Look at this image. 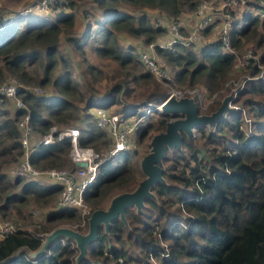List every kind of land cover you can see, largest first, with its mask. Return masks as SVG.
<instances>
[{"label":"trees","instance_id":"obj_1","mask_svg":"<svg viewBox=\"0 0 264 264\" xmlns=\"http://www.w3.org/2000/svg\"><path fill=\"white\" fill-rule=\"evenodd\" d=\"M78 1L82 0H53L51 9L62 6L74 9ZM95 1L98 14H85L87 18L93 16L95 32H92L90 19H86L85 31L81 35L69 34L67 39L75 50L81 52L83 39L84 43L88 38L97 41L93 45L95 52L122 66L147 52V44L162 31L153 26L152 19L162 15L170 21L176 20L182 11L195 10L199 2ZM243 1L239 2L243 8L236 12L230 29L231 45L241 49L250 41L255 47H261L264 43V15L260 16L257 10L264 11V0ZM54 14L49 24L33 20L20 25L25 18L18 17L0 27V83L6 73L15 75L23 83H31L28 66L43 56L44 75L38 82L51 83L55 89L51 94L21 91L25 107H15L9 97L0 96V158L12 156L14 150L21 158L23 148L17 119L24 112L30 115L32 137L37 135L41 138L51 126L65 124L72 119L73 110L77 108L70 99L73 95L95 116L98 106L111 111L110 106L123 102L129 81L144 78L146 92L140 103L125 104L127 111L136 112L138 107L156 102L158 93L163 91L159 82L150 86L148 79L152 73L148 68L141 76L128 78V74L117 80L96 100H93L94 95L86 98L67 70L51 78L59 59L70 65V59L60 49V34L62 30L73 31L75 11ZM209 29L207 26L201 30V40L191 44L176 42L171 49L158 48L157 51L176 82L187 81L193 85L202 78L208 90L213 92L231 77L235 55L224 50L217 37L205 40L203 36ZM120 31L143 36L144 39L136 48L129 46L126 50L118 40ZM166 38L165 35L163 39ZM249 67L250 78L234 102L240 103L252 115L248 120L250 129L247 130L248 123H244L243 110L233 108L214 127H197L203 143H194L183 133L180 149H166L163 160V164L167 163L163 168L166 182L154 186L156 198H147L140 211L134 206L128 207L125 210L128 225L117 218L107 231L100 226L98 240L87 248L86 263L120 264L119 259H122L140 264H264V77H257L260 69L255 63ZM89 68L92 69L91 66ZM161 81L165 83L167 79ZM219 104L220 101H215L207 112L217 109ZM11 107L12 114L9 112ZM168 117L170 115L158 112L153 123L137 127L135 134H140L142 128L153 129L154 132L163 130ZM78 129L81 145L98 148L109 143L108 139H102L107 135L96 122L86 123ZM31 141L34 145L33 138ZM69 148L67 138L49 144L40 142L34 146L29 159L35 167L41 160L45 165L48 162V166H58L57 163L66 159L63 157L69 153ZM1 168L0 163V212L4 213L9 206L20 211L15 202L24 204L29 196L47 203L59 192L56 184L43 185L36 179L21 183L22 194L12 192L24 176H10ZM140 173L131 151L124 150L109 157L100 166L95 182L84 193L91 212L104 199L132 190ZM78 221L75 208L56 207L45 214L42 221L34 223L32 229L18 227L7 236L0 237V264H75L76 248L67 239L65 242L55 239L36 257H31L28 252L40 248L45 233L62 223L75 224Z\"/></svg>","mask_w":264,"mask_h":264},{"label":"rangeland","instance_id":"obj_2","mask_svg":"<svg viewBox=\"0 0 264 264\" xmlns=\"http://www.w3.org/2000/svg\"><path fill=\"white\" fill-rule=\"evenodd\" d=\"M33 1L35 0H0V10L5 9L8 12H20L23 11L27 6H29ZM209 1V4L212 7V10L215 12L220 11L222 15L227 14L230 11H232V14L230 16L235 17L236 12L240 11L243 7L237 0H207ZM223 2H228L227 5L223 6ZM121 7H126L127 9L132 10L133 8L128 5H121ZM196 10V9H195ZM195 10L188 11L184 10L181 12V14L176 18L181 24V33L183 37H186L189 34V31L196 25L197 19L195 18ZM75 11L74 15V23L71 27L73 31L67 32L66 30H62L60 34V49L65 53V55L70 59V65H65L60 59L58 60V63L54 67V74L51 78H53L55 75L60 74L61 72L67 70L69 73L72 74L75 81L78 83L81 91L84 93L86 98L89 95H94L93 100L98 99L97 96H102L105 94L107 90L111 88V86L117 81L120 80L122 77L128 78L132 76H141L145 71L147 70L143 62L139 58H134L130 62L120 65L116 61L110 59V58H104L97 54L95 50L93 49V45L97 44V41H92V39L88 38V41L82 44L83 51L75 50L71 44L69 43L67 36L70 35H81L85 29H86V19H90L91 26H92V32H95L96 25L93 21V16L91 15L90 18H87L85 14L87 13H93V15L98 14V6L96 4L95 0H82L78 1L77 5L74 9L68 8V10L64 11L66 13ZM153 12V11H152ZM155 12V11H154ZM33 17H30V16ZM55 14L53 12H38V11H32L25 17V20H23L20 25H25V22L28 21H45L47 24H49L52 20L49 17H53ZM152 13V18H153ZM167 17L168 14H166ZM262 16V14H260ZM24 18V17H23ZM156 19V18H155ZM155 19H152L153 26L155 25ZM223 21V17L221 16L220 19H218V22ZM155 27V26H154ZM166 32L160 31L158 32L156 39L153 42H157L164 38ZM206 39H213L216 37V33H214L212 30H208L206 35L203 36ZM144 37L143 36H132L125 32H118V40L122 46L123 49H128L129 46L137 47L140 43H142ZM87 40V39H86ZM255 44L253 42H246L244 44V47L241 49L232 47L231 53L235 55L234 59V66L233 71L231 74V77L223 84V86L215 90L213 92H210L208 90V87L206 86L204 79L199 78L193 85L188 84L187 81H184V83H178L174 80H167L161 81L154 77L152 74L150 78L148 79L151 84L154 82H159L163 86V91H160L158 93L157 102L161 100L164 96H166L168 93H176L180 94L182 96L183 93H186L188 96L195 97L196 104L198 106L199 113H210L209 111L210 107L214 104L215 101H220L223 99L224 96L228 95L232 90H237L235 98H238L239 92L243 89L246 82L250 78L249 70L251 67H249L251 64H256V66L259 67V73L257 77H264V43L261 47H255ZM133 48V49H135ZM136 50V49H135ZM251 51V53L249 52ZM157 55L163 59V57L160 55V53L157 51ZM245 57H249L246 64L242 65V61ZM166 63V62H165ZM167 65V64H166ZM89 66L92 67V69L89 68ZM169 66V65H168ZM173 69V68H172ZM28 74L31 76V83H23L20 81L15 75H12L10 73H6V78L14 79L18 82H20L22 85H26L29 89H41L43 93H49L51 94L55 89L51 85V83H45L40 84L38 82V79L43 78L44 75V57L42 56L41 60L36 61L35 63L28 66ZM9 80V79H8ZM145 79L141 78L134 81H129L128 86L129 89L127 90L126 94L123 95V102L118 104H113L110 106V110H123L125 109V104H137L144 100V93L145 91ZM75 95H77L75 93ZM71 101L74 103V105L77 106L75 110H73V117L68 123H56V127L58 129L68 127V126H75L77 128H81L86 125V123H95V118L92 116L91 112L87 110L85 103L80 102L77 100V98H74V95L71 96ZM124 103V104H123ZM142 106L138 107L141 108ZM232 109H242L243 110V119L244 123H248L247 130L250 129L251 125L249 124L248 120L251 118V114L247 112V110H244L240 103L237 101L234 103H231ZM84 108V110H83ZM93 109H95L93 107ZM7 110V109H6ZM91 111V110H90ZM94 112V110H92ZM134 110H131V112ZM10 114L13 113L12 107L9 108ZM134 117L136 121H138V127L146 125V123H153L155 119L158 117V111L154 112L152 114H146L144 117L143 114L140 113V115L137 114L134 111ZM169 115V114H167ZM20 117V116H19ZM18 117V118H19ZM171 117V116H170ZM168 117V119H170ZM18 120V119H17ZM245 125V124H243ZM88 126V125H87ZM242 126V125H241ZM249 128V129H248ZM159 131L154 132L153 129L143 130L139 134H135V147L130 150L133 155V161L136 165L140 168V161L142 157L148 152L150 146L149 142L153 134L157 133ZM107 135V134H106ZM33 138V142L36 143L40 137L35 135ZM105 141L107 139L110 141L109 136L103 137ZM192 142L199 144L202 142V135L201 132L196 129L194 133L193 139H191ZM91 146V145H89ZM92 147V146H91ZM94 147V146H93ZM108 147V142L101 144L98 148H94L96 151H105V149ZM17 150L13 151V155H8L0 158L1 163V169L3 171H7L8 175L10 173V170H17V165L20 160V155L16 154ZM66 158V159H64ZM64 160H61L58 166H48V162L44 163L43 160L38 162V165L36 166L37 169L43 170L47 168H65L71 166V160L69 157V153H67L64 157ZM167 163L164 162V166ZM141 171V169H140ZM11 176V174H10ZM21 182L16 186L14 189H12V192H20V185L24 181H27L28 179H36L38 182H40L43 185L50 184L47 180H45V177L40 176L38 178H33L29 175H23ZM143 178L142 172L140 173L138 181ZM137 184V183H136ZM119 193V192H118ZM58 197V192L53 196L52 200H49L47 203H42L40 201H37L34 197L29 196L27 202L24 204H18V202H15L14 205L20 206V211H18L17 208H14L12 206H9L7 210L4 211V213L0 212V219L2 220H17L18 221V227L24 228V229H32L34 226V223H38L43 220L44 215L49 213L52 209L56 208V201ZM111 198V197H110ZM110 198L104 199L98 207H106L110 201ZM84 205L81 208H77L76 212L79 217V221L75 224H65L62 223L59 226H67L71 227L73 229H76L80 232H86L88 228V217L91 214V205L84 199ZM19 208V207H18ZM174 208V207H173ZM75 248V242L71 244ZM78 254V250L76 249V252L74 254V260L76 261V256ZM74 261V263H75ZM158 263V262H157ZM76 264V263H75Z\"/></svg>","mask_w":264,"mask_h":264},{"label":"built area","instance_id":"obj_3","mask_svg":"<svg viewBox=\"0 0 264 264\" xmlns=\"http://www.w3.org/2000/svg\"><path fill=\"white\" fill-rule=\"evenodd\" d=\"M237 1L240 3H244L243 0ZM52 2L53 0H35L25 9H23V11L15 13L8 12L5 9H2L0 10V27L11 23L18 17L25 18L32 11H43L45 13L53 12L58 14L60 12L68 10V7L66 6L51 9ZM227 4L228 2H223L222 7ZM257 12L264 15V11L257 10ZM230 14L231 13L228 12L227 14L222 15L220 11L215 12L214 10H212L209 1L199 0L194 15L197 19L196 25L189 31V34L186 37H183L181 33V24L178 20L170 21L165 16L158 15L155 19L154 26L165 31V35L168 38L159 40L157 42L148 43V51L141 53L140 60L158 80H172L173 76L167 70L164 59H161L157 55V49H171L176 42L191 44L195 41L201 40V30L207 26H210L211 30L216 33V37L220 41L222 48L228 52H231L232 45L230 29L234 17H231ZM221 16L223 17V21L221 20L220 22H218V19H220ZM249 52L251 53V51ZM248 59L249 57H245L242 61V65L246 64ZM25 90H31L35 93H43L41 89H29L26 85H22L20 82L11 78L3 79L0 83V96L9 97L13 101L15 107L26 106L20 94L21 91ZM239 90L240 89L234 91L233 99L235 98L234 95H236L237 91ZM173 94H175L177 97H181L180 94ZM182 96L188 95L186 93H183ZM234 100L232 103H234ZM157 111L161 112V101L157 103L149 102L143 105L141 108L137 109V114L140 115L141 113L144 117L146 114H152ZM134 116V111L131 112L127 111L126 109L108 111L101 106H98L96 108L94 116L95 121L105 131L110 139L108 147L105 149V151L102 152L96 151L91 146L81 145L80 131L75 126H68L62 129H58L53 125L49 128V131L33 145L31 141L32 130L29 124L30 115L28 112H24L17 120V126L21 131L19 140L23 148V153L17 165V170H10V174L29 175L33 178L43 176L45 177V180L50 182V184H56L59 187L58 197L56 201L57 208H81L85 202V190L95 182L100 166L109 157H112L124 150L130 151L135 147L134 136L139 124ZM63 138H67L69 140V157L72 163L71 166L65 168L51 167L43 170H39L35 166H33L29 159V155L34 149L35 145L40 142L43 144L54 143ZM78 162H84L85 165H78ZM17 228L18 221L16 219H0V237L7 236ZM47 233H45L43 241L45 240V236ZM59 239L65 242L64 237H60ZM68 241L72 244L74 243L71 240ZM82 262L88 264L86 263V261ZM119 263L140 264L138 262H124L122 259H119Z\"/></svg>","mask_w":264,"mask_h":264},{"label":"water","instance_id":"obj_4","mask_svg":"<svg viewBox=\"0 0 264 264\" xmlns=\"http://www.w3.org/2000/svg\"><path fill=\"white\" fill-rule=\"evenodd\" d=\"M234 90L224 96L217 109L210 113H199L195 98L192 96L177 97L168 93L161 98V112L171 117L166 121L165 128L152 135L149 142V150L140 161V169L143 174L132 190L114 194L106 207L94 209L88 217L86 232H80L67 226H58L46 234L41 247L35 252H28L31 257H36L46 250L49 244L60 237L75 242L78 250L76 264L86 259L87 248L98 240V228L103 226L107 231L111 222L119 218L128 225L125 210L134 206L140 211L147 198L155 199L153 191L157 183H165L163 176V160L166 149H180L182 146V134L193 139L197 127L208 125L214 127L225 117L232 107ZM78 165H85L78 162Z\"/></svg>","mask_w":264,"mask_h":264},{"label":"crops","instance_id":"obj_5","mask_svg":"<svg viewBox=\"0 0 264 264\" xmlns=\"http://www.w3.org/2000/svg\"><path fill=\"white\" fill-rule=\"evenodd\" d=\"M34 16V15H33ZM32 15L30 16V17H33ZM49 18H51L50 20H53V18L52 17H49ZM96 111V110H95Z\"/></svg>","mask_w":264,"mask_h":264}]
</instances>
